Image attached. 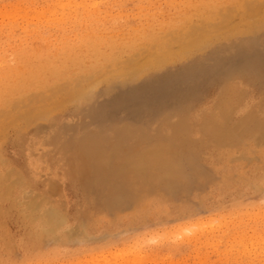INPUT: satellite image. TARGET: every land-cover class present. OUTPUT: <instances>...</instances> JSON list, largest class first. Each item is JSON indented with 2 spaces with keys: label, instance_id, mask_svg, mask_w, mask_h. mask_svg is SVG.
Returning <instances> with one entry per match:
<instances>
[{
  "label": "rangeland",
  "instance_id": "obj_1",
  "mask_svg": "<svg viewBox=\"0 0 264 264\" xmlns=\"http://www.w3.org/2000/svg\"><path fill=\"white\" fill-rule=\"evenodd\" d=\"M50 1L0 0V74L31 53L49 61L45 90L14 93L16 104L0 116V174L20 180L17 192L26 188L21 202L39 204L46 217L57 210L61 227L36 225L14 196L0 198V264H264V4L255 1L251 14L228 5L200 46L180 52L172 40L173 55L148 67L137 62L153 46L136 54L123 44L161 37L184 13L201 33L193 11L225 0ZM99 39L108 58L94 61L88 43ZM51 70L66 80L51 81ZM112 70L121 73L106 76ZM226 88L236 95L226 126L245 129L231 130L233 145L222 146L203 125ZM247 128L255 140L235 147ZM155 148L174 170L147 187L123 168ZM145 189L152 204L142 200Z\"/></svg>",
  "mask_w": 264,
  "mask_h": 264
},
{
  "label": "bare ground",
  "instance_id": "obj_2",
  "mask_svg": "<svg viewBox=\"0 0 264 264\" xmlns=\"http://www.w3.org/2000/svg\"><path fill=\"white\" fill-rule=\"evenodd\" d=\"M52 1V0H51ZM50 1V2H51ZM55 1V0H54ZM66 1V0H65ZM62 2V3H68L69 1L67 0L66 2ZM218 1V0H217ZM260 2V3H263L264 4V0H225L224 2L222 3H219V4H216V5H213V6H206V5H200L199 9L196 10V11H193V12H196L195 14V18L197 19L196 22H200V23H203L201 25L202 28L200 30L201 33H196L195 34V30H193V26H192V22H194L192 20V16L190 13H184L182 14L183 17H181V19L177 22H172L167 28L166 30L163 31V34L162 36H147V35H141L138 42H135L133 39H135L134 37H131L133 39H130L127 43H124L123 44V48L125 49H130L131 52H135L136 54L139 53V51L145 47H149V44L151 46H153L155 49H156V52L153 53V54H148L145 56V58H142L141 60L147 58V60L144 62L143 61H139L137 62L138 64H141V65H144V66H148V67H151V66H159L161 65L162 63H164V61L166 60V58H168L171 54L169 53V42H171L172 40H175V41H178L180 42L179 44V51L180 52H183L187 49H190V48H194V47H197V46H200L202 44L203 41H205L210 34H211V31H212V27H213V22L221 19L223 17L224 14H227L228 10H225L224 11V8L228 7V5L232 6L234 5L231 10H234V12L238 13V14H251L252 13V10H253V6L252 4L254 2ZM56 2V1H55ZM54 2V3H55ZM76 2V1H73V3ZM81 2V1H79ZM95 1H93L94 3ZM97 2V1H96ZM121 2V0H120ZM59 3V1H58ZM62 3L59 5L62 6ZM85 3V2H84ZM90 6H92V4ZM99 3V2H97ZM182 3V1L180 2ZM68 4L71 5V3L69 2ZM67 4V5H68ZM83 4V3H82ZM263 4H261V6L263 7ZM11 5V4H10ZM35 5V4H34ZM65 6V4H63ZM67 5L65 8H67ZM73 5V4H72ZM80 6H82L81 4H79ZM89 6V4H87ZM87 5H85L87 7ZM118 5V4H117ZM89 6V7H90ZM151 6V5H150ZM162 6V5H161ZM50 7V6H49ZM58 7V6H56ZM63 7V6H62ZM69 7V6H68ZM258 8L259 10L263 9V8ZM14 8H17V7H14ZM44 8V7H43ZM52 8V7H51ZM61 8V7H60ZM74 8V6H73ZM83 8H85L83 6ZM146 8V7H145ZM6 9V8H5ZM31 9V8H30ZM63 9V8H62ZM86 9V8H85ZM84 9V10H85ZM88 9V8H87ZM86 9V10H87ZM95 10L97 9V7L93 8L92 7V10ZM258 9H257V13H258ZM8 10V9H6ZM11 10V9H10ZM19 9H16V10H13V11H18ZM25 10V9H24ZM36 10V9H34ZM44 10V9H43ZM47 10L49 11V8H47ZM46 10V12H47ZM51 10V9H50ZM70 10V9H69ZM101 10V9H100ZM191 9H189L190 11ZM5 11V10H4ZM21 11V10H20ZM26 11V10H25ZM39 11V10H38ZM42 11V10H41ZM54 10L50 11L49 14H51ZM74 11V10H73ZM96 11V10H95ZM3 12V11H2ZM2 12L1 15H2ZM6 12V11H5ZM23 12V11H22ZM44 12V11H43ZM55 12V11H54ZM66 12V11H65ZM91 12V11H89ZM260 12V11H259ZM13 12L11 11V14ZM27 13V11H26ZM26 13H21L23 16L24 14ZM36 13V12H35ZM60 13H63V12H60ZM68 13V12H66ZM75 14H77L78 12H75ZM83 12H80V14H82ZM95 12H93L94 14ZM142 13V12H141ZM5 14V17H11V14H8L10 16H8L6 13ZM14 14V13H13ZM12 14V15H13ZM42 14V13H41ZM40 14V15H41ZM54 14V13H52ZM64 14V13H63ZM92 14V13H91ZM0 15V16H1ZM33 15V14H32ZM35 16H40V15H36L34 14ZM43 15V14H42ZM41 15V16H42ZM87 15V14H86ZM181 15V14H180ZM257 15L256 14V18H257ZM263 16V14H260L259 13V16ZM16 16H17V12H16ZM21 16V15H19ZM26 16V15H25ZM28 16V15H27ZM48 16V15H47ZM88 16V15H87ZM34 17V16H32ZM62 17V16H61ZM237 17V15H236ZM4 18V17H3ZM17 18V17H16ZM26 18V17H25ZM41 18H44V17H41ZM57 18V17H56ZM60 18V17H59ZM65 18H66V15H65ZM72 18V17H71ZM261 18V17H260ZM8 19V18H7ZM14 18L11 17V21L13 20ZM22 19V17H21ZM37 19V18H36ZM58 19V18H57ZM56 19V20H57ZM92 19V18H91ZM98 19V18H97ZM106 19V18H105ZM252 19V18H251ZM259 19V18H257ZM10 20V19H9ZM25 20V19H24ZM38 20V19H37ZM49 20V19H48ZM53 20V19H52ZM50 20V21H52ZM89 20V19H88ZM41 21V20H40ZM61 21V20H60ZM256 21V19H255ZM8 22V20H7ZM6 22V23H7ZM86 22V21H85ZM102 22V21H101ZM249 22H252L250 21L249 19ZM49 25V24H48ZM227 25V24H226ZM10 26V25H8ZM38 26V25H37ZM231 24L229 25L228 24V28H231L230 27ZM14 27V26H13ZM87 27V26H86ZM224 27V26H223ZM222 26L219 28H223ZM132 28H136V27H132ZM131 28V29H132ZM8 29H10L8 27ZM12 29V28H11ZM10 29V30H11ZM15 29V28H13ZM24 29V28H23ZM177 30L176 32V36H172L173 35V31L174 30ZM217 29V28H216ZM216 32H218V30ZM225 29V28H224ZM37 30V29H36ZM226 30V29H225ZM1 31V30H0ZM214 31V30H213ZM212 31V32H213ZM222 31V30H219V32ZM36 32V31H35ZM129 32V31H128ZM215 32V31H214ZM224 32V30H223ZM11 33V32H10ZM87 33V31H86ZM2 34V33H1ZM28 34V33H27ZM46 34V33H45ZM26 35V34H25ZM211 36V35H210ZM45 38V37H44ZM209 38V37H208ZM83 39V38H82ZM86 40H87V37H86ZM6 41V40H5ZM102 39H99V40H92V41H89L88 43V47L90 48L91 51H93V54L95 56H93V59L94 61L95 60H98L100 58L103 57V60L104 59H107L108 56H106L105 54H102L100 51H99V43H102ZM9 43V42H8ZM72 43V42H70ZM23 45V44H22ZM67 45V44H66ZM65 46V45H64ZM80 46V45H79ZM38 47V46H37ZM112 45H108V48H111ZM107 49V48H106ZM17 50V49H16ZM82 50V49H81ZM172 50V48H171ZM83 51V50H82ZM106 51V50H105ZM173 51V50H172ZM178 51V52H179ZM5 52V51H4ZM3 52V53H4ZM9 52V51H8ZM62 52V51H61ZM71 54V53H70ZM170 54V55H169ZM23 55V54H22ZM29 55V54H28ZM173 55V54H172ZM30 56H33V58H26V61L22 64H17V66L13 67L10 65V68H8L7 70H5L2 74H0V116L3 114L4 111H6L7 108H12L13 105L16 104V100L14 99L13 97V94L17 93L18 94V97H22L23 95H26L28 94L29 92H31L32 90L34 89H40V90H45L46 88V85H45V82L47 81V79L43 76V74H45L46 71H44L43 69L46 68V65L49 63V61H42L40 59L44 58V56L38 54V56L34 55V53H31ZM46 56V55H45ZM15 58V57H14ZM1 59V58H0ZM37 59L38 61H40V63H38V67H31L30 64H29V61H33ZM7 60V59H6ZM5 60V61H6ZM29 60V61H28ZM55 61V60H54ZM7 62V61H6ZM11 62V61H10ZM144 62V63H143ZM8 63V62H7ZM143 63V64H142ZM5 64V63H4ZM3 65V64H2ZM135 66V65H134ZM139 67L136 69V70H139L140 69V65H138ZM142 66V67H144ZM137 66L135 67H132V68H136ZM125 69V68H124ZM128 69V68H127ZM130 69V68H129ZM34 71H38L37 72H34ZM113 71V70H112ZM118 72L114 73L115 71L109 73V75H107V73L109 72H105L106 76H115V74L117 73H121L119 71L121 70H117ZM125 72H127L126 70H124ZM133 71V70H132ZM123 72V73H125ZM131 72V71H130ZM50 73L52 74L50 76V80L51 81H57L59 80L58 82H64L66 80V78H63V76L61 74H59L56 70H51ZM114 73V75L112 74ZM129 73V71L127 72ZM134 73V72H133ZM105 74H102L105 75ZM132 74V73H131ZM136 74V73H135ZM26 75H29V76H26ZM121 75V74H120ZM101 79V77L99 78V80ZM98 79L96 80H92L93 82H97ZM92 82V83H93ZM98 83V82H97ZM91 86L92 84H88V86ZM33 87H36V88H33ZM85 90V89H84ZM6 91H9V92H6ZM81 92H83L82 90H80ZM76 94V92H74L72 95ZM44 95V94H42ZM235 91L232 90L231 88H226L223 92V95L221 96V98L219 99V103L217 104V106H215V108L213 109V111L205 117V123L203 125V129H210V135L211 137L213 138L214 140V143L217 144V145H222L223 144H227V143H230L229 145H233V141H234V136L232 134V131L233 129L235 128H241L243 127L242 129H245V125L244 123H239V124H234V127H227L226 126V123H225V120L227 119V117L231 114L232 112V108H233V104L235 101ZM74 98V97H73ZM72 98V99H73ZM20 99H23V98H20ZM64 99V97H63ZM67 101V100H66ZM243 101V100H242ZM52 106V105H50ZM261 106V105H260ZM25 107V106H24ZM49 107V106H48ZM48 107H46L47 111L49 110ZM213 107V106H212ZM239 107V106H238ZM41 108V107H40ZM45 108V107H44ZM52 108V107H51ZM54 108V107H53ZM55 108H57L55 106ZM251 108V107H250ZM35 110V109H34ZM34 110H32L33 112H35ZM43 110V109H41ZM52 111V109H50ZM49 110V112H50ZM237 110V109H236ZM39 111V110H38ZM45 112H47L46 110H43ZM33 112H31V115L33 114ZM41 112V111H40ZM36 113V117H37V112ZM44 114V112H42ZM203 113V112H202ZM207 113V111H206ZM237 113V112H236ZM40 114V113H39ZM30 115V114H29ZM29 115H27L26 117H28ZM35 115V114H34ZM32 115V116H34ZM39 116V115H38ZM22 117V116H20ZM30 117V116H29ZM203 117V116H202ZM240 117V116H239ZM35 118V117H34ZM18 120H20L19 117H17ZM16 119V120H17ZM14 120V121H16ZM17 122V121H16ZM201 123V122H199ZM8 124H11L10 122ZM197 124V123H196ZM167 127V126H166ZM260 128V129H259ZM258 129L259 130H262L261 127H259ZM256 129V130H258ZM232 130V131H231ZM248 131H250L251 129L250 128H247ZM254 129L251 130V132H247V134H239V135H236V137L238 136V139H236L235 141H237L236 143V146L235 147H240L243 145V146H249V142H253V140H255V136L253 134V131ZM263 130H264V127H263ZM234 132V131H233ZM264 137V136H263ZM124 147V146H123ZM231 147V146H230ZM171 149V148H170ZM167 154L164 152V150L162 148H155V149H152V150H149L147 152L143 151V152H140V153H137V154H133V155H130L126 160L125 162H128V166L127 167H124L123 171H126V168H128V170L132 173L135 174V177L137 178V180H139L140 182H143L146 184V186L148 187L151 183L159 180L160 177H164L166 178L168 176V173H169V176L170 174H172L171 172H173L174 168L172 166H167L165 164H162L160 165L161 163H163L165 161V156ZM124 160V159H122ZM1 161V160H0ZM2 166V165H1ZM110 169V168H109ZM3 172V171H1ZM21 174V173H20ZM0 178L3 179V182L1 181L0 182V198L4 197L5 199L8 200L9 196L12 195L14 196V200L20 204L23 205L24 207V210H27V212L30 214V216H32V219L36 221L38 220H41V221H44V223L47 221V222H50L52 228H56V227H61L59 226L61 224V216L59 214V212L55 209L53 210H49L48 211V215L46 217L45 213L39 209V204L36 206L34 205L32 202L28 201L27 203H25L24 201L21 202L22 200V193L25 194L24 192L26 191V188L24 189H19L20 191L17 192L16 190H14L13 188V184L14 182L15 183H18V181L20 180H16V181H13L11 182L10 181V178L5 175H2L0 174ZM13 183V184H12ZM20 184V183H19ZM23 184V183H22ZM3 186V187H2ZM263 191V190H262ZM145 195H143L145 198L142 199L144 200V202H147L149 204H152L153 202V197L150 193H148L145 189L144 191ZM11 197V196H10ZM261 197V196H260ZM263 197V196H262ZM264 198V197H263ZM262 198V199H263ZM113 200V199H112ZM122 202V201H121ZM35 203V202H34ZM121 204V203H120ZM1 206V205H0ZM19 207H22L21 205ZM264 207V206H263ZM23 210V209H22ZM23 210V211H24ZM217 210V209H216ZM26 213V212H25ZM233 213V212H232ZM239 214V213H238ZM7 216V215H6ZM239 216V215H238ZM211 218V217H209ZM229 218V217H228ZM5 219V218H4ZM212 220V219H210ZM231 221V220H230ZM34 222V221H33ZM202 222V221H201ZM206 222V221H204ZM43 223V226L45 225ZM198 223V222H197ZM210 223V221H209ZM208 223V224H209ZM38 224V222H36V225ZM63 224V223H62ZM196 224V223H195ZM202 224V223H200ZM205 224V223H204ZM203 225V224H202ZM221 225V224H220ZM224 225V224H223ZM226 225V224H225ZM203 227H205L203 225ZM207 227V225H206ZM221 227V226H220ZM180 226H178L177 228H175V231H177V229H179ZM182 228V227H181ZM189 228V227H188ZM61 229V228H60ZM185 229V228H184ZM190 229V228H189ZM183 230V229H182ZM186 230V229H185ZM184 230V231H185ZM204 230V229H203ZM203 230H199V231H203ZM47 232H45V229L44 231H42L43 233L45 232L44 235H46V233L49 234L48 230H46ZM54 232V231H53ZM60 232V231H59ZM74 232V231H73ZM72 231H70L71 235H73ZM165 232V231H164ZM186 232L189 233V231L186 230ZM211 232V231H210ZM52 233V232H50ZM69 233V234H70ZM82 233V232H81ZM167 233V232H166ZM180 233V231L178 232ZM182 233V231H181ZM184 233V232H183ZM58 234V233H57ZM162 234V233H161ZM169 234V232H168ZM173 234V233H172ZM171 234V235H172ZM193 234V232H192ZM195 234V233H194ZM201 234V233H200ZM199 234V235H200ZM43 235V236H44ZM52 235H54L52 233ZM66 235L67 232H66ZM70 235V237H71ZM164 235V234H163ZM191 235V234H190ZM75 236V234L73 235ZM72 236V237H73ZM160 236V235H159ZM162 236V235H161ZM184 236H188V235H184ZM155 237V236H154ZM158 237V236H156ZM165 237V236H164ZM163 237V239H164ZM168 237V236H167ZM55 238V237H54ZM200 238V237H199ZM263 238V237H262ZM142 239V238H141ZM140 240V239H139ZM138 240V241H139ZM195 240V239H194ZM199 240V239H198ZM136 241V240H135ZM142 241V240H141ZM143 244L145 241H142ZM262 242V241H261ZM134 243V242H133ZM136 244V243H135ZM138 244V243H137ZM142 244V245H143ZM259 244V243H258ZM129 245V244H128ZM134 245V244H133ZM135 246V245H134ZM139 246V245H138ZM141 246V245H140ZM145 246V245H144ZM132 248V246H131ZM137 248V247H136ZM133 249V248H132ZM139 249V247H138ZM93 250V249H92ZM141 250V249H140ZM42 252V251H41ZM64 255V254H63ZM66 255V254H65ZM97 255V254H96ZM100 255V254H99ZM102 255V254H101ZM104 256V255H102ZM77 257V256H76ZM92 257V256H91ZM95 257V256H94ZM38 258V257H37ZM90 258V257H89ZM104 258V257H103ZM75 259V258H74ZM95 259V258H93ZM97 259V258H96ZM102 259V258H101ZM106 259V258H105ZM44 262V261H43ZM46 262V261H45ZM22 263V262H21ZM86 263V262H85ZM97 263V262H96ZM95 263V264H96ZM61 264V263H60ZM70 264V263H69ZM84 264V263H83ZM109 264V263H107Z\"/></svg>",
  "mask_w": 264,
  "mask_h": 264
}]
</instances>
